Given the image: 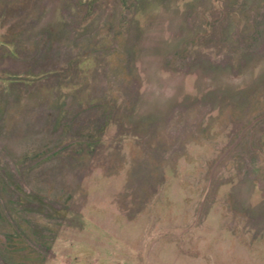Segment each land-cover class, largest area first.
Wrapping results in <instances>:
<instances>
[{
  "label": "rangeland",
  "instance_id": "374dc122",
  "mask_svg": "<svg viewBox=\"0 0 264 264\" xmlns=\"http://www.w3.org/2000/svg\"><path fill=\"white\" fill-rule=\"evenodd\" d=\"M133 2L0 0V250L264 264V0Z\"/></svg>",
  "mask_w": 264,
  "mask_h": 264
},
{
  "label": "trees",
  "instance_id": "16d2710c",
  "mask_svg": "<svg viewBox=\"0 0 264 264\" xmlns=\"http://www.w3.org/2000/svg\"><path fill=\"white\" fill-rule=\"evenodd\" d=\"M100 0H83V4L82 6L84 7L83 10H86V12H88V14L93 13L95 11V8L97 7L96 5H99ZM108 0H104V2H107ZM122 3V7H124L126 5V3L129 1V3H134L133 1L135 0H120ZM60 143V144H59ZM58 145H61L63 142H59ZM11 181V180H9ZM12 184V182H8V185ZM13 185V184H12ZM11 188V187H10ZM11 190H14L11 188ZM15 191H12V196L14 198H16V200L19 197H15L13 194ZM26 192V191H25ZM27 193V192H26ZM26 196V195H25ZM24 195L21 196V201H27L28 203L30 202V200L33 199L34 196H30L25 197ZM29 198V199H28ZM36 200L38 202H40L41 204H38L37 206H29V204H23V206H25L26 208L30 209V210H45L46 213L50 212L48 211L46 208V205L43 204V202L49 203V200H43L41 198H36ZM18 201V200H17ZM34 208V209H33ZM24 210L22 209V212ZM1 216H2V221L0 220V232L2 233V238H0V246H4L5 244H7V240H11L12 238L18 240L20 243V246L17 249H21L18 251H22V255H29V251H33L34 247H35V240L36 238H41L44 237V235L47 234V229H45V227H42L39 224H35L33 222H30V220L28 218L25 219V221L23 219L20 218V220L18 219H13L11 216V211L7 208V206L3 207V210L0 212ZM12 247V246H10ZM16 247V246H15ZM14 247V248H15ZM13 248V247H12ZM1 249V247H0ZM38 249H36V251H33L34 254H38ZM36 252V253H35ZM13 255V254H12ZM21 255V256H22ZM11 256V254L8 252H1L0 250V264H27V256L24 260H22V257L17 258L19 260H16L15 263H12V258L9 257ZM14 258V257H13Z\"/></svg>",
  "mask_w": 264,
  "mask_h": 264
}]
</instances>
